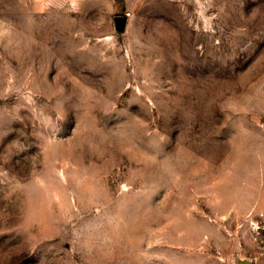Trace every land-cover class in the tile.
<instances>
[{
	"label": "rangeland",
	"instance_id": "rangeland-1",
	"mask_svg": "<svg viewBox=\"0 0 264 264\" xmlns=\"http://www.w3.org/2000/svg\"><path fill=\"white\" fill-rule=\"evenodd\" d=\"M261 212L264 0H0V264H264Z\"/></svg>",
	"mask_w": 264,
	"mask_h": 264
},
{
	"label": "built area",
	"instance_id": "built-area-1",
	"mask_svg": "<svg viewBox=\"0 0 264 264\" xmlns=\"http://www.w3.org/2000/svg\"><path fill=\"white\" fill-rule=\"evenodd\" d=\"M252 227L255 233V240L260 236L264 239V212L259 214L258 220L252 221Z\"/></svg>",
	"mask_w": 264,
	"mask_h": 264
},
{
	"label": "water",
	"instance_id": "water-1",
	"mask_svg": "<svg viewBox=\"0 0 264 264\" xmlns=\"http://www.w3.org/2000/svg\"><path fill=\"white\" fill-rule=\"evenodd\" d=\"M125 22V18H117V20H116V23L118 24V25H121V24H123Z\"/></svg>",
	"mask_w": 264,
	"mask_h": 264
}]
</instances>
